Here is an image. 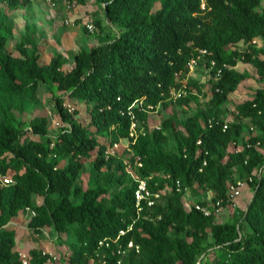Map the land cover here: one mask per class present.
Segmentation results:
<instances>
[{
    "label": "trees",
    "instance_id": "16d2710c",
    "mask_svg": "<svg viewBox=\"0 0 264 264\" xmlns=\"http://www.w3.org/2000/svg\"><path fill=\"white\" fill-rule=\"evenodd\" d=\"M97 1L105 4V17L119 33L80 49L68 70L61 57L42 64L29 36L18 44L19 55L12 54L14 23L0 13V174L15 180L0 187V264H21L17 231L9 224L24 212L34 233L52 229L69 237L70 255L61 264H100L99 253L106 264H202L209 248L221 251L213 264H264V175H255L264 167V86L236 107L237 120L228 121L224 112L230 94L246 80L239 63L254 67L264 81V49L252 44L264 40L263 0ZM28 2L0 0L12 10ZM94 23L103 30L99 18ZM193 60L211 74L208 108L181 121L168 117L151 129L150 112L199 102L203 87L191 79L183 83ZM45 84L63 94L54 101L65 127L50 136L48 118L36 117L29 128L39 139L23 142L25 129L14 112H23ZM174 91L181 96L174 99ZM66 103L84 104L90 127ZM246 123L258 134L239 150ZM104 134L108 145L99 140ZM122 140L128 142V162L124 154L107 155ZM90 160L96 185L84 190L76 182ZM129 166L161 194L154 207L144 205L140 213ZM236 171L249 176L254 191L240 218L215 223V214L185 209L183 198L195 188L213 193L210 204L227 206ZM114 186L119 189L110 193ZM102 241L109 247H100ZM130 242L134 249L128 251ZM29 255L30 264L50 259L37 248Z\"/></svg>",
    "mask_w": 264,
    "mask_h": 264
},
{
    "label": "rangeland",
    "instance_id": "374dc122",
    "mask_svg": "<svg viewBox=\"0 0 264 264\" xmlns=\"http://www.w3.org/2000/svg\"><path fill=\"white\" fill-rule=\"evenodd\" d=\"M104 5L97 0H87L86 5L70 3L68 0H29L28 3L21 4L12 10L0 4V13H4L14 23L13 34L9 37L8 50L18 56V44L24 36H29L42 53V64H48L53 58L61 57L65 61L64 69L68 70L74 64L73 57L80 49L89 50L101 43L111 41L119 33V29L107 21ZM262 5L264 7V0ZM98 18L103 24V30L99 29L94 23ZM89 25L96 27V30L90 31ZM258 47L264 49V42H260ZM238 71L246 77V80L239 85L234 93L230 94L229 100L224 106L225 118L228 121L237 120L235 118L236 107L252 100L256 91L264 86V81L251 65L241 62L238 65ZM210 75V71L204 64L197 63L194 65L187 78L183 80V83L186 84L187 80L191 79L197 81L203 87V94L199 95V102H193L189 107H180L178 105H171L168 109L159 107L156 111L150 112V128L160 127L162 122L168 117L175 116L181 121L208 108L209 101L212 98L211 84L209 83ZM62 95L54 86L49 84L41 85L36 99L28 101L23 112H14L17 125L21 124L25 129L23 142L39 139L32 135L29 128V122L36 117L44 116L48 118L50 136L55 137L62 132L65 124L57 114L54 101L55 97ZM173 97L174 99L178 98L177 95ZM65 106L70 111L78 110L77 119L84 126L90 127V114L84 104L73 105V103H66ZM257 134L256 131H251L249 123H246L245 136L241 139L238 149L241 150L243 148L242 145L246 142L247 137ZM99 140L102 144L108 145L109 140L106 134L99 137ZM128 149L127 140H122L119 143V148L114 153L115 155L124 154L125 161L128 162L131 158ZM230 150H234V146H231ZM260 151L264 154V145L260 148ZM65 164L66 161H63L62 166H65ZM255 175L257 178L264 175V167L257 171ZM234 179L236 183L242 184L240 195L234 203L228 204L220 213L215 215V223L233 222L240 218L253 197L254 191L248 183L250 180L246 173L236 171ZM76 185L81 186L84 190L96 185L92 174V160L88 161ZM117 189H119V186L111 187L110 193ZM212 197L213 193H204L195 188V190L186 193L183 201L191 206L196 205L199 201H206L210 204ZM29 221L30 214L24 212L14 218L9 224L17 231V250L26 253H29L34 248L46 251L53 257V260L47 264H61L62 259L69 257L70 252L67 242L70 239L68 236L64 235L60 238L52 229H45L42 235L36 234L29 229ZM241 225L246 227L244 220H242ZM220 255V249L209 248L202 258V264H213Z\"/></svg>",
    "mask_w": 264,
    "mask_h": 264
},
{
    "label": "built area",
    "instance_id": "2783aa9c",
    "mask_svg": "<svg viewBox=\"0 0 264 264\" xmlns=\"http://www.w3.org/2000/svg\"><path fill=\"white\" fill-rule=\"evenodd\" d=\"M24 1V0H23ZM204 8V5H203ZM90 31H94L96 30V27H94L93 25H89L88 26ZM260 42H264V40H254L252 42V44L254 46L258 47V44ZM202 55H206L207 52L206 51H201ZM212 65H215V62H211ZM197 62L196 61H192L190 63V69H193L194 65H196ZM172 95H177L178 97L181 96V92H172ZM134 106V105H133ZM131 136H134L136 134V123L134 122L132 124V128H131ZM119 148V143L114 144L113 146H110L108 151H107V155H115L114 151L116 149ZM128 173L131 175V177L133 178V180L136 183V190L134 193L135 196V202H136V207L138 209V213H140L143 210V206L147 205L149 208H152L156 205L157 201L159 199H161V194L160 193H155L153 192L148 185L147 180L140 178V176L138 174H136L133 169H131V167H128ZM15 183V180L13 179V177H11L10 175H4V174H0V187H7L10 185H13ZM177 187H180V182L177 181L176 182ZM242 184L237 182L236 184H230L229 189H228V193H227V202L229 204L234 203L238 196L240 195V189H241ZM165 192V191H164ZM210 205H212L210 207ZM208 206H203L199 203H197L196 205H189L188 203H184V207L187 211H190L192 209L193 206H195V208L199 211H202L206 216H211L212 214H218L220 213L221 210L224 209L225 206L222 205V201L217 202L216 204L211 203ZM213 210V211H212ZM33 215H35L34 212H32ZM125 231H121L120 235H124ZM119 238V237H118ZM100 247H109V242L107 241H102L100 242ZM134 249V244L133 242H130L128 244V248L127 250H131ZM138 250V248H137ZM19 259L21 261V264H30L31 261V257L29 255V253H26L24 251H20L17 250ZM126 252L123 253V255H125ZM43 255H49L50 259L48 260V262H50L51 260H53V257H51V255L49 253H46V251H43ZM98 258H100V264H106V255H102V254H98L97 255Z\"/></svg>",
    "mask_w": 264,
    "mask_h": 264
}]
</instances>
